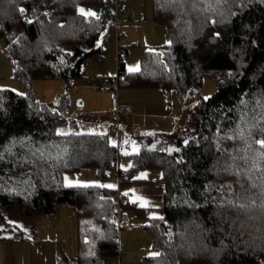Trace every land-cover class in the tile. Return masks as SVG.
I'll return each mask as SVG.
<instances>
[{
    "label": "trees",
    "instance_id": "obj_1",
    "mask_svg": "<svg viewBox=\"0 0 264 264\" xmlns=\"http://www.w3.org/2000/svg\"><path fill=\"white\" fill-rule=\"evenodd\" d=\"M80 6L100 7L99 19L79 13ZM20 9L29 11L27 21ZM105 9L114 12V21H104ZM151 18L166 31L162 50L142 51L138 71L125 73L127 49L117 47L116 78H96L99 91L103 80L118 79L111 91L160 90L168 100L174 93L188 113L170 149L166 138L156 147L153 135L135 138L139 152L131 156L129 172L158 171L164 190L162 219L130 208L137 219H147L141 227L159 253L144 262L264 264V180L256 167L264 170V149L254 142L264 139V0H152ZM117 23L116 0H0L2 51L24 90H0V241L31 239L8 217L37 218L66 205L76 213L71 264L114 259V190L102 185L119 152L128 149L105 135L79 133L66 115L69 97L42 103L32 86L57 80L67 89L83 80L87 65L103 53L106 24L109 32L118 30ZM205 79L215 92L192 104ZM61 128L66 133L58 134ZM112 130L119 143L118 125ZM85 170L94 171L99 185H65L66 175ZM126 207L125 199L121 230Z\"/></svg>",
    "mask_w": 264,
    "mask_h": 264
},
{
    "label": "rangeland",
    "instance_id": "obj_2",
    "mask_svg": "<svg viewBox=\"0 0 264 264\" xmlns=\"http://www.w3.org/2000/svg\"><path fill=\"white\" fill-rule=\"evenodd\" d=\"M107 1L110 2L111 0ZM151 1L116 0L118 30L113 26L108 32V25L106 24L103 31V37L105 38L104 52L107 47L108 50L111 47L114 49L116 43L119 48L126 46L129 49V58L132 57V61L127 63V72H134L130 71V69H139L138 60L142 51L150 50L160 52L168 42L165 29L152 22ZM81 8L85 12L91 11L96 13L98 17L100 15V7L98 6H80L79 13ZM128 19L131 20V27L125 29L124 21L127 22ZM121 32L126 33L127 37L123 38ZM117 35H119L118 39ZM2 48L3 45L0 42V90H10L23 95L24 90L22 84L19 80L13 79L10 61L3 53ZM90 64L92 66L94 62H90ZM86 75L87 77L84 80L76 81L67 89L63 86L62 82L57 80L36 81L32 86L33 95L42 103H53L56 102L61 94H66L70 99L69 109L66 115L76 123V130L79 133L105 135L114 146L117 147L118 144L121 148L128 149L119 152L121 155L118 164L108 173V178L104 185H112L113 187L111 188L116 192L118 190L117 182L119 179L117 174L118 170H120L123 173L120 188L131 190L132 195L135 192L139 194L141 191H147L146 187L150 186L153 182L159 183V180L156 181V179L160 173L155 170L136 174L129 172L131 156L139 152L135 138L143 132L161 134L167 139L165 140L164 146L170 149L174 144V136L178 134L179 129L177 130V128L185 127L188 120V113L179 104L174 93H171L170 99L168 100L166 94L160 90L130 91L120 89L117 92H102L98 89L96 77L88 73ZM215 90L216 85L214 82L205 79L198 96L192 101V104L201 98H209ZM121 104L128 105L132 113L129 117L119 120V143H117L116 133L112 132V128L116 124L114 116L116 106ZM158 108H163L167 112L163 118L151 116L158 112ZM66 130L67 128H61L60 133H66ZM168 143L172 145L170 144L168 146ZM64 183L67 186L73 187L99 185L95 173L92 170H85L78 175H66ZM137 203L134 205L141 207ZM148 210L152 213L158 211L155 207H150ZM58 213L59 216L63 214L60 210H58ZM69 218L67 222L59 224L57 216L46 215L38 217L40 228L45 230L44 239L53 238L57 242H63L64 249L68 253L75 251L77 239L75 224L69 221ZM8 219H10L14 230L18 231L21 229L30 235L31 238H34L36 218L24 219L18 216H10ZM143 236V238L137 241H131L129 244L122 243V264H144L141 258H147L146 256H150L151 254V235L150 232L144 230ZM125 255L130 256L129 261L125 258ZM10 258H12V255H10ZM12 262L13 260H11V264ZM103 264L115 263L113 259H106L103 261Z\"/></svg>",
    "mask_w": 264,
    "mask_h": 264
},
{
    "label": "crops",
    "instance_id": "obj_3",
    "mask_svg": "<svg viewBox=\"0 0 264 264\" xmlns=\"http://www.w3.org/2000/svg\"><path fill=\"white\" fill-rule=\"evenodd\" d=\"M118 13V12H117ZM120 23V22H119ZM123 23V22H122ZM131 20L128 19L127 22L124 21V28L129 29L131 26ZM121 35L123 38L127 37L126 33H122ZM119 37V35H117ZM134 45V44H132ZM123 48H126V46H122ZM104 48V47H103ZM116 48L117 43L115 44V48L111 47V49L108 50V47L106 48L105 52L103 51L101 57L97 62H94V64L91 66V64L87 65L86 73L92 75L93 77H99L100 79H110L116 75L117 67H118V59L116 56ZM127 49V55L122 59V62L124 63L125 73H127V63H130L132 61V57L129 58V50ZM104 50V49H103ZM87 77V75L85 76ZM95 78V79H96ZM84 80V79H83ZM103 80V81H104ZM106 81V80H105ZM97 84V82H96ZM70 102V99H69ZM164 111L163 108H158V112L152 114L151 116L154 117H160L163 118L167 112ZM111 129V128H110ZM179 131L183 128H177ZM151 132H143L142 135H153L156 138H159L155 142V145L153 144L152 147H156L160 140L164 141V137L161 134H155ZM155 134V135H154ZM163 137V138H161ZM141 172H149V171H138V172H132L131 174L141 173ZM143 179V178H142ZM159 180V183L153 182L150 186L146 187L145 192L141 191L139 194L135 192L134 195L131 194V190H128L126 188H120L122 196L124 200L126 199V204L128 203L129 207H126L124 209V224L122 228V232H119V238L121 239V242L124 244H129L131 241H137L141 238H143V231L144 229L141 227L143 224H146L147 219H153L151 217H161L162 213L160 210L161 201L163 197V184L161 182V176L159 174V177L156 179V181ZM135 191V190H133ZM127 193V195H125ZM137 197L142 198L143 200H146L148 202L147 207H137L134 204L140 205L139 200H136ZM136 201L135 203L133 201ZM133 208H140L144 209L146 220H140L137 219V216L134 215L133 211L130 209ZM150 207H155L158 209L156 213L150 212L148 209ZM58 210L60 212H63L62 216H59ZM72 210V211H71ZM147 214V215H146ZM52 216H57L59 224L67 222L68 217L69 221L74 222L76 227V214L74 209H72L71 206L66 205H59L56 207L55 211L50 214ZM41 217V216H39ZM36 232H34V238H31L29 240H14V241H0V264H11V260H13L12 264H71L72 259L74 258V255L76 253L75 251L68 253L64 249V243L63 242H57L52 239H44L45 230L40 228L38 223V217L36 218ZM146 231V230H145ZM150 256H153L152 254L155 253L151 249ZM10 255H12V258H10ZM122 257V255H121ZM149 257V256H146ZM125 258L127 260H130L129 255H125ZM145 257L141 258V261L144 262ZM123 257L121 259V264L123 263ZM145 264V262H144Z\"/></svg>",
    "mask_w": 264,
    "mask_h": 264
},
{
    "label": "built area",
    "instance_id": "obj_4",
    "mask_svg": "<svg viewBox=\"0 0 264 264\" xmlns=\"http://www.w3.org/2000/svg\"><path fill=\"white\" fill-rule=\"evenodd\" d=\"M50 11L49 9H45L44 10V14H49ZM28 16H29V11L27 9H24V12L22 13L20 11V19L21 20H25L27 21L28 19ZM103 19L104 21L106 22H112L115 20V14L112 10L110 9H105L103 11ZM121 54H123V52H121ZM116 78V76L114 77ZM117 80L118 79H115L114 81L112 82H103L100 84V90L102 91H111L113 90L116 86H117ZM131 113V108L125 104H121V105H117L116 106V109H115V122H116V125L119 124V120L121 118H125L127 116H129V114ZM120 185H121V178L118 179V182H117V191L115 192L114 191V205H113V209H112V212H113V222L115 223L116 227H117V232H118V236L116 238L117 240V253L114 257V263L115 264H121V246H122V242H121V239L119 238V232L121 230V219H120V208L121 206L125 203V200L122 196V193H121V190H120Z\"/></svg>",
    "mask_w": 264,
    "mask_h": 264
},
{
    "label": "snow or ice",
    "instance_id": "obj_5",
    "mask_svg": "<svg viewBox=\"0 0 264 264\" xmlns=\"http://www.w3.org/2000/svg\"><path fill=\"white\" fill-rule=\"evenodd\" d=\"M20 11L23 13V12H24V9H20ZM80 13H81L82 15L94 16V17H96L97 19H99V17L96 16V13L91 12V11L85 12V10H84L83 8L80 9ZM29 23H30V21H29ZM130 71H138V68H137V69H130ZM253 127H256V126L253 125ZM259 131H260L261 133H264V128H260ZM58 134H62V133H58ZM239 135H240L241 137H244V132H243V130H241V132L239 133ZM251 135H252V132H251V130H249V132H248V136H251ZM254 142H255L257 145H259L260 149H264V139H256ZM248 148L251 149V143L248 144ZM259 158H260V159H264V154H259ZM242 159H244L245 161H247L248 157H247V156H244V157H242ZM256 167H257V170H258V171H261V179L264 180V170H261V169L259 168V166H256ZM81 186H82V187H87V185H81ZM102 187H108V188H111V187H113V186H112V185H102ZM229 187H230V186H229ZM241 187H243V184H241ZM252 187H256V185L253 184ZM125 195H127V193H125ZM136 200H139V201H140V206H141V207H147L148 202H147L146 200H143V199L140 198V197H137ZM133 202L135 203L136 201L134 200ZM261 206L264 207V204H262ZM241 207H244V205H241ZM151 218H153V219H157V218H158V219H162V217H155V216H153V217H151ZM152 255H153V257H156V256H159V253H153Z\"/></svg>",
    "mask_w": 264,
    "mask_h": 264
}]
</instances>
